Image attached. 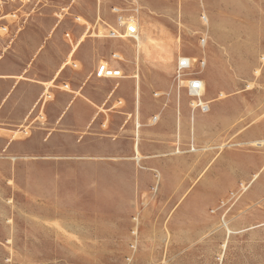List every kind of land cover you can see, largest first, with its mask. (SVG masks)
<instances>
[{"label": "rangeland", "instance_id": "rangeland-1", "mask_svg": "<svg viewBox=\"0 0 264 264\" xmlns=\"http://www.w3.org/2000/svg\"><path fill=\"white\" fill-rule=\"evenodd\" d=\"M131 18L180 43L169 68L141 53L140 96ZM185 56L209 114L174 83ZM263 139L264 0H0V264H264Z\"/></svg>", "mask_w": 264, "mask_h": 264}, {"label": "bare ground", "instance_id": "bare-ground-1", "mask_svg": "<svg viewBox=\"0 0 264 264\" xmlns=\"http://www.w3.org/2000/svg\"><path fill=\"white\" fill-rule=\"evenodd\" d=\"M119 10V9H118ZM138 13V12H137ZM120 18V17H119ZM140 18V17H139ZM124 21V20H123ZM122 21V24H125V23ZM128 24H134L135 26H137V29L139 28V22L137 21V19L135 18H131V22L128 23ZM150 24V23H149ZM150 26V25H149ZM145 28V27H144ZM148 28V27H147ZM122 36V35H121ZM121 36H117V37H121ZM128 36V35H126ZM136 40H137V43H136V50H137V56H136V61H137V69H136V72L131 76L132 79L135 81V86L136 88L135 89H139V93H137V96L141 95L140 93V88H141V85H142V77H141V72H140V56H141V53H144V56L146 59L148 60H158L164 64V65H167L166 68H169L171 65H172V60H173V57L175 56V52H179V47L178 45H180V43H176L174 42V39L173 41H168L166 44H164L162 41H160L161 45H159L158 43L160 42H157L155 37H154V34L152 33V31L148 28L147 30L144 31V35H140V33H138L136 36ZM162 40V39H161ZM155 41L157 42V44L155 45ZM161 48L162 51L161 52H157L156 49L157 48ZM115 58L119 59V60H123V58L118 55V54H115ZM175 60V59H174ZM172 67V66H171ZM162 77V76H161ZM163 78V77H162ZM165 79V78H164ZM128 80V79H127ZM159 80H163V79H159ZM175 83V81H174ZM135 91V90H134ZM162 94L161 93H156V97H160ZM221 96H223L221 94ZM207 99V98H206ZM190 100V99H188ZM209 100V99H208ZM207 100V101H208ZM218 101H221L220 99H216ZM137 102V101H136ZM211 103H213L214 101H210ZM191 106H195V103H192ZM210 106V105H209ZM137 109V107H136ZM191 109V108H190ZM239 109V106L238 104H234V107H233V111H237ZM192 110V109H191ZM191 112V111H190ZM185 113V112H184ZM179 114V112H178ZM177 114V116H178ZM186 114V113H185ZM209 114V113H208ZM136 120H135V126H136V132H135V143H134V152H135V156H134V159L135 161L140 165L141 161L146 159L147 157H145L143 154H142V149H141V144H140V141L142 140L141 139V131L142 129L145 127L143 124H142V121H141V115H140V112L139 111H136ZM187 115V114H186ZM194 115V114H193ZM179 117V116H178ZM178 117H176V119L178 120ZM188 117V116H186ZM189 119V118H187ZM158 120V117H156V119H153V123L157 122ZM192 122H193V127L195 129V119L192 118L191 119ZM176 121V120H175ZM205 120H203L204 122ZM177 122V121H176ZM191 122V124H192ZM208 122V121H207ZM197 123V122H196ZM206 123V122H205ZM179 125V124H178ZM175 127V126H174ZM198 127V126H197ZM196 131V130H195ZM144 133V132H143ZM256 146H259V147H262L264 146V139L259 141V142H256L255 143ZM193 152L197 151L196 148H192L191 149ZM179 151V150H178ZM23 158H26L23 157ZM28 159V158H27ZM12 160H17V157H12ZM146 168V167H145ZM258 174L256 173L254 175V177H257ZM253 181V179H252ZM246 189V187L244 188ZM233 230H230V227L227 228V232L228 234H231ZM224 247V246H223Z\"/></svg>", "mask_w": 264, "mask_h": 264}, {"label": "built area", "instance_id": "built-area-1", "mask_svg": "<svg viewBox=\"0 0 264 264\" xmlns=\"http://www.w3.org/2000/svg\"><path fill=\"white\" fill-rule=\"evenodd\" d=\"M139 33L137 26L134 24H128L126 26V34L130 38H136ZM197 61L189 57L178 58L175 69V83L177 88L185 89L188 97L195 106L193 109H199L203 114H207L210 111V106L205 102L204 95L206 91V85L202 79L199 78V72H196ZM200 70L205 69L206 62L201 60L199 62ZM96 77L99 79H120L123 77L121 70L110 68L106 63H101L96 69Z\"/></svg>", "mask_w": 264, "mask_h": 264}, {"label": "crops", "instance_id": "crops-1", "mask_svg": "<svg viewBox=\"0 0 264 264\" xmlns=\"http://www.w3.org/2000/svg\"><path fill=\"white\" fill-rule=\"evenodd\" d=\"M162 28H165L164 26H162L161 24H158L157 22H155V21H153L152 23H151V26L149 27V29L152 31V33L154 34V35H156L157 33H160V31H161V29ZM165 29H167V28H165ZM176 53V52H175ZM175 56L173 57V60H172V64L173 63H175V61H176V54H174ZM131 57H132V55H131ZM175 59V60H174ZM148 61V60H147ZM178 61V60H177ZM150 63H152V64H155V65H158L159 66V64L158 63H155V62H152V61H149ZM131 64H134V62L133 61H131ZM207 64V63H206ZM116 65H120V67H121V64H116ZM140 65V64H139ZM176 65H177V62H176ZM176 69V68H175ZM99 79V78H98ZM121 79V78H120ZM132 80L130 77H126L125 79H123V81L124 80ZM116 80V79H115ZM205 83V82H204ZM121 93L122 94H125L124 92H123V90L121 91ZM187 94V93H186ZM61 95H62V100H63V102L64 103H67V106H70V104L73 102V101H75L77 98H75L72 94H70V93H65V92H61ZM188 96V95H187ZM127 98V97H126ZM55 100V99H54ZM54 100H49L48 102H47V104L48 103H50V102H52V101H54ZM129 102H133V101H135V103H136V107H137V111H139L140 112V115L142 116V108H141V105H140V103L138 104V100H137V97H135L134 98V100H129V99H127ZM137 101V102H136ZM181 101V100H180ZM191 101V100H190ZM43 102H44V96H41L40 97V100H38L36 103H37V105H36V109H38V106H40L41 104L43 105ZM148 104H149V102H148ZM191 104V103H190ZM178 107V106H177ZM34 108V109H35ZM84 106H79L78 107V112H77V116H76V119H78L79 121H81V120H85L86 118H87V115H86V113L84 112ZM195 110V109H194ZM33 111V110H32ZM177 112H179V114H178V116L179 115H181V113H182V110H181V104H180V102H179V107H178V109H177ZM177 112H176V117H177ZM132 114H131V118H132ZM142 118V117H141ZM67 126L68 127H71V126H75V124H76V120H75V118H73V120H72V122L70 123V122H67ZM11 143V142H10Z\"/></svg>", "mask_w": 264, "mask_h": 264}]
</instances>
